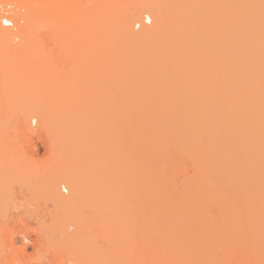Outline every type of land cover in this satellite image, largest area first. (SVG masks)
I'll return each instance as SVG.
<instances>
[{"label": "rangeland", "instance_id": "rangeland-1", "mask_svg": "<svg viewBox=\"0 0 264 264\" xmlns=\"http://www.w3.org/2000/svg\"><path fill=\"white\" fill-rule=\"evenodd\" d=\"M136 1L53 0L45 16L26 3L12 43H21L30 16L36 24L30 50L18 57L0 48V264H62L75 243L78 249H72H82L83 255L76 253L85 255L87 264H107L116 256L129 264H264V126L246 142V155L250 160L254 152V159L246 165L249 183L240 181L243 168L237 182L234 231L210 225L206 213L218 221L216 208L210 205L205 213L193 201L196 168L189 157L171 148L168 160L178 159L165 163V173L143 169L135 96L129 73L119 71L129 57L125 25L133 32L153 25L143 23L142 13L125 21ZM42 98L49 105L32 121L31 104ZM74 124L93 129L88 145L82 142L89 133L77 142L79 149L74 142L66 146L60 135L61 126ZM88 154L102 161L111 156L113 169L74 171L75 155ZM242 159L243 164L248 160ZM73 172L79 187L73 197L78 198L64 204L52 186ZM251 239L261 242L254 243L256 249L250 242L252 251Z\"/></svg>", "mask_w": 264, "mask_h": 264}, {"label": "bare ground", "instance_id": "bare-ground-1", "mask_svg": "<svg viewBox=\"0 0 264 264\" xmlns=\"http://www.w3.org/2000/svg\"><path fill=\"white\" fill-rule=\"evenodd\" d=\"M50 1L23 0V5L36 6L35 11L40 10L45 16L49 5L53 4V0ZM135 3L125 21L139 18L142 13L143 20L153 21V25L141 32H133L127 27L129 24L125 25L122 37L130 44L129 57L119 65V71L129 73L127 76L135 96L133 105L139 114V130L144 142L143 169L146 173H165L167 164L178 159L170 155L171 161L168 160L167 153L171 148L176 150L177 156L179 153V156L189 157L196 168L192 181L193 201L205 213L210 205L216 208L218 221L206 213L210 225L225 224V230L234 231L238 224L235 197L240 185L237 182L243 168L244 178L240 181L249 183L246 165L254 159V152L250 154L253 157L250 160L247 156L246 142L258 134L257 127L264 126V0H138ZM25 20L21 29L22 41L18 45L12 43V30L0 26L2 54L10 52V56L21 57L30 50V36L36 24L30 16ZM25 86L29 91L34 90L33 84ZM54 97L57 99V95ZM43 100L31 104L32 121H36L37 110L49 105V102L46 104L48 100ZM61 127L60 135L66 146L73 142L77 148H82V143L89 144L91 125ZM86 137L89 139L84 141ZM82 139L84 142L78 144ZM262 145L261 149L264 143ZM88 155H80V158L75 155L78 158L73 159L76 161L72 166L74 171L92 173L113 169L111 156L102 161ZM242 157L249 161L246 159L243 164ZM158 159H162V164H154ZM74 174L63 175L62 180L52 186L64 204H73L78 198L74 196V202L70 201L79 188L77 179L72 178ZM254 187H251L253 194ZM228 194L232 197L226 196ZM252 240H248L250 245L260 239ZM75 244L68 246L70 250L66 248L73 252L65 250L70 259L62 264H87L85 255H78H83V250L79 249L82 252L79 253L72 249ZM249 249L252 251V245ZM107 264L129 262L128 258L116 256Z\"/></svg>", "mask_w": 264, "mask_h": 264}, {"label": "built area", "instance_id": "built-area-1", "mask_svg": "<svg viewBox=\"0 0 264 264\" xmlns=\"http://www.w3.org/2000/svg\"><path fill=\"white\" fill-rule=\"evenodd\" d=\"M27 7L23 5V0H0V26L12 30L13 32H18L20 25L23 23V15L26 13ZM7 20L9 23L5 24L4 21ZM143 23L148 24L149 22ZM140 23L137 24V28ZM18 36L15 37V40ZM26 264L22 261H12L10 264Z\"/></svg>", "mask_w": 264, "mask_h": 264}, {"label": "snow or ice", "instance_id": "snow-or-ice-1", "mask_svg": "<svg viewBox=\"0 0 264 264\" xmlns=\"http://www.w3.org/2000/svg\"><path fill=\"white\" fill-rule=\"evenodd\" d=\"M5 24H8L9 22L7 20L4 21Z\"/></svg>", "mask_w": 264, "mask_h": 264}]
</instances>
